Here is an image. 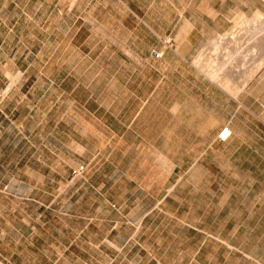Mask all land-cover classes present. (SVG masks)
<instances>
[{
  "label": "crops",
  "instance_id": "obj_1",
  "mask_svg": "<svg viewBox=\"0 0 264 264\" xmlns=\"http://www.w3.org/2000/svg\"><path fill=\"white\" fill-rule=\"evenodd\" d=\"M195 1L0 0L50 85L93 106L64 127L67 173L48 148L43 180L65 184L39 202L43 246L0 264H264V75L214 53L218 17Z\"/></svg>",
  "mask_w": 264,
  "mask_h": 264
},
{
  "label": "rangeland",
  "instance_id": "obj_2",
  "mask_svg": "<svg viewBox=\"0 0 264 264\" xmlns=\"http://www.w3.org/2000/svg\"><path fill=\"white\" fill-rule=\"evenodd\" d=\"M207 4L218 17L209 26L220 32L216 35L219 48L214 53L239 62L245 77L258 68L264 75V46L249 44L264 22V0H207ZM256 12L261 15L257 17L259 21L254 20ZM13 24L0 21V259L14 250L35 252L34 248L22 246L31 236L35 246H43L44 216L49 215L39 208V202L48 201L46 191L57 192L65 184L43 180L49 172L48 148L52 149L53 177L67 173L61 166L64 127L68 121L75 131L78 104L88 110L93 108L91 102L65 100L63 94H76L77 87L50 85L46 53H35L28 30L11 29ZM91 29L92 23L86 22L85 30ZM20 33L21 38L14 37ZM84 168L79 166L69 173H83ZM61 200L58 198L55 206H60ZM16 242L21 246L16 247Z\"/></svg>",
  "mask_w": 264,
  "mask_h": 264
},
{
  "label": "bare ground",
  "instance_id": "obj_3",
  "mask_svg": "<svg viewBox=\"0 0 264 264\" xmlns=\"http://www.w3.org/2000/svg\"><path fill=\"white\" fill-rule=\"evenodd\" d=\"M260 14L258 13V12H256L253 16H254V20H256L257 19V17L259 16ZM259 17H261V15L259 16ZM256 18V19H255ZM253 20V21H254ZM261 20H263L262 18H261ZM253 21H251V22H253ZM256 21H259L258 19L256 20ZM254 23V22H253ZM252 24V23H251ZM253 25V24H252ZM256 24H254V26H255ZM261 25V24H260ZM259 26V25H258ZM264 22L262 21V25H261V27L258 29V30H256V35H255V37H253L250 41H249V44H251L252 42H254V45H256L257 47L258 46H264ZM246 44H248V43H246ZM253 44V43H252ZM214 73V72H213ZM215 78V77H214Z\"/></svg>",
  "mask_w": 264,
  "mask_h": 264
},
{
  "label": "built area",
  "instance_id": "obj_4",
  "mask_svg": "<svg viewBox=\"0 0 264 264\" xmlns=\"http://www.w3.org/2000/svg\"><path fill=\"white\" fill-rule=\"evenodd\" d=\"M228 134H229V132H228V130L227 129H222V131L219 133V135H218V138L219 139H226L227 138V136H228Z\"/></svg>",
  "mask_w": 264,
  "mask_h": 264
}]
</instances>
